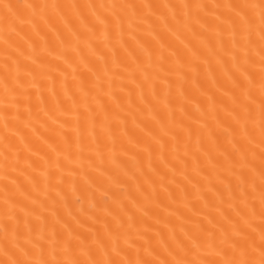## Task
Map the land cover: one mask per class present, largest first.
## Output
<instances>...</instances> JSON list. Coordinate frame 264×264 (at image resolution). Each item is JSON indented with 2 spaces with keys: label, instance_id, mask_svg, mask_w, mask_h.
Segmentation results:
<instances>
[{
  "label": "bare ground",
  "instance_id": "obj_1",
  "mask_svg": "<svg viewBox=\"0 0 264 264\" xmlns=\"http://www.w3.org/2000/svg\"><path fill=\"white\" fill-rule=\"evenodd\" d=\"M0 264H264V0H0Z\"/></svg>",
  "mask_w": 264,
  "mask_h": 264
}]
</instances>
